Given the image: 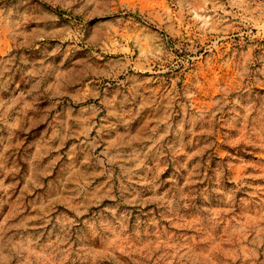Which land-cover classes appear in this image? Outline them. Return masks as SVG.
Instances as JSON below:
<instances>
[{"label": "clouds", "instance_id": "obj_1", "mask_svg": "<svg viewBox=\"0 0 264 264\" xmlns=\"http://www.w3.org/2000/svg\"><path fill=\"white\" fill-rule=\"evenodd\" d=\"M0 264H264V0H0Z\"/></svg>", "mask_w": 264, "mask_h": 264}]
</instances>
